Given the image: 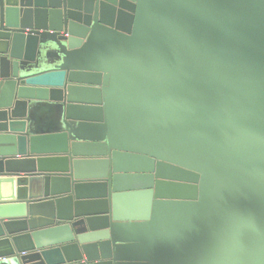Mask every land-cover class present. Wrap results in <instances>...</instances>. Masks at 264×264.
Returning <instances> with one entry per match:
<instances>
[{
  "label": "water",
  "instance_id": "1",
  "mask_svg": "<svg viewBox=\"0 0 264 264\" xmlns=\"http://www.w3.org/2000/svg\"><path fill=\"white\" fill-rule=\"evenodd\" d=\"M0 264H264V0H0Z\"/></svg>",
  "mask_w": 264,
  "mask_h": 264
}]
</instances>
